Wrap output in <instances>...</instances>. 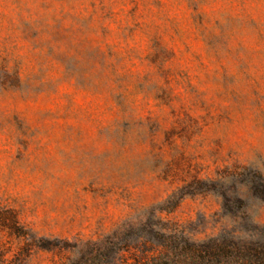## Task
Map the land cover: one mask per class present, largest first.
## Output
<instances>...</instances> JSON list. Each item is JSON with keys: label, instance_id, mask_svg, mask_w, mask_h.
I'll use <instances>...</instances> for the list:
<instances>
[{"label": "rangeland", "instance_id": "obj_1", "mask_svg": "<svg viewBox=\"0 0 264 264\" xmlns=\"http://www.w3.org/2000/svg\"><path fill=\"white\" fill-rule=\"evenodd\" d=\"M173 240L264 248V0H0V264Z\"/></svg>", "mask_w": 264, "mask_h": 264}, {"label": "trees", "instance_id": "obj_2", "mask_svg": "<svg viewBox=\"0 0 264 264\" xmlns=\"http://www.w3.org/2000/svg\"><path fill=\"white\" fill-rule=\"evenodd\" d=\"M137 264H264V248L213 240L202 244L173 240Z\"/></svg>", "mask_w": 264, "mask_h": 264}]
</instances>
